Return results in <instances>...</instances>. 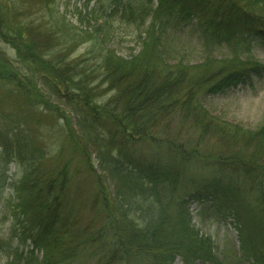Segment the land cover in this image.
Instances as JSON below:
<instances>
[{
  "label": "trees",
  "instance_id": "obj_1",
  "mask_svg": "<svg viewBox=\"0 0 264 264\" xmlns=\"http://www.w3.org/2000/svg\"><path fill=\"white\" fill-rule=\"evenodd\" d=\"M147 1H129L123 13L140 22V51L124 58L102 45L89 66L88 56L66 58L85 32L59 36L60 18L39 29L38 20L28 22L37 13L24 16V0H0V214L6 212L10 229L0 237V254L6 264H216L215 244L193 224L194 202L233 218L264 246V126L244 130L204 105L207 97L264 76L246 43L251 36L264 39V0ZM102 19L105 29L112 27ZM192 23L204 61L171 60L173 33ZM56 40L63 47L58 54ZM238 43L246 45L244 59L216 55ZM103 86L113 95L99 103ZM66 110L75 115L68 118ZM42 112L58 116L63 139L85 157L96 185L88 199L72 188L71 158L47 165L50 130ZM215 136L251 152L202 155L200 145ZM144 146L151 149L143 152ZM208 160L209 176L191 175L190 166L206 167ZM12 165L23 170L18 181ZM6 190L12 195L4 200ZM261 247L243 242L244 255L264 264Z\"/></svg>",
  "mask_w": 264,
  "mask_h": 264
},
{
  "label": "rangeland",
  "instance_id": "obj_2",
  "mask_svg": "<svg viewBox=\"0 0 264 264\" xmlns=\"http://www.w3.org/2000/svg\"><path fill=\"white\" fill-rule=\"evenodd\" d=\"M27 3L25 17L28 11L37 13L28 18V22L38 20L36 26L49 22L50 19L56 21L61 19L60 25L64 24L63 33L59 36H66L67 33L78 34L85 32L87 38L79 41L77 46L66 51L67 61L88 56L92 62L89 66H93L101 51L102 45L108 46L118 56L128 58L137 54L141 48V40L139 39V31L132 20H127V15H123L127 10L126 6L129 1L133 0H53L50 4H46L44 0H24ZM136 2H148L147 0H135ZM156 2L157 0H153ZM117 7V8H116ZM152 11V6L151 10ZM129 12V11H128ZM109 16V17H108ZM103 17L111 24L112 27L105 29L103 26ZM44 22V23H43ZM50 22L48 26H50ZM53 26L52 28H54ZM56 28V27H55ZM46 29H48L46 27ZM110 29L109 39L103 43L105 32ZM66 30V31H65ZM52 31V29H51ZM65 31V32H64ZM35 31L32 35L37 39H44L43 36ZM176 32V33H175ZM173 33L171 39V60L184 61L191 64H199L204 61L205 53L202 45L201 36L199 35L195 23L190 25H182ZM59 38V37H58ZM250 48V57L264 65V39L256 36L249 37L246 41ZM246 45L238 43L233 46H225L216 51L218 58L232 57L234 55L245 58L247 53ZM8 53L9 48L2 46ZM55 52L58 54L63 47L56 40ZM90 54V55H88ZM94 83L93 86H95ZM113 94L107 91V87L103 86L100 90L99 103L106 102ZM206 109L215 118L228 122L232 125L240 126L247 131H256L264 126V76H254L245 84H241L237 88H233L223 95L210 96L204 99ZM65 115L72 118L75 114L66 110ZM43 113V112H42ZM42 121L50 135L44 139V144L51 151L48 159L49 167L57 168L65 161L72 159L71 176L72 188H78L81 200H86L92 195L96 189L94 182L95 176L88 169L85 157L81 153H75L69 142L64 138L58 128L55 126V120L59 119L54 113H43ZM235 140L222 142L218 136L205 140L200 145L202 155L216 156L218 153L230 151L239 155H248L251 150L246 148L242 142L235 143ZM64 149V150H63ZM151 148L144 146L141 148L146 152ZM1 152V150H0ZM62 154L60 155V153ZM91 154V150L89 151ZM94 159V157H93ZM92 159V160H93ZM95 170L98 174L96 162ZM213 163L211 160L205 162V166L196 164L190 166L191 175L198 177H207L214 168L208 167L207 164ZM10 176L18 181L23 176V170L12 165L10 168ZM11 191L6 190L4 200L11 198ZM70 195V194H69ZM76 196V195H75ZM74 196V197H75ZM79 195L77 196L78 199ZM76 198V197H75ZM193 215V224L204 236L211 238L215 244L218 262L216 264H254L251 257L244 255L243 242L245 245L264 246L259 243V236L247 234L240 231V224L236 223L233 218L225 219L222 214L215 212L214 209H204V207L194 202L190 206ZM82 219L85 222L89 213L86 209L82 210ZM6 212L0 214V237L7 238L9 235V223ZM244 233V234H243ZM2 251V250H1ZM8 259L0 254V264H6ZM174 264H183L181 260H177Z\"/></svg>",
  "mask_w": 264,
  "mask_h": 264
}]
</instances>
